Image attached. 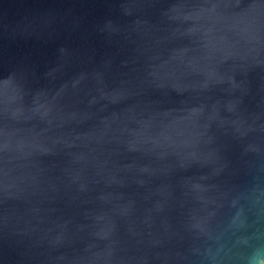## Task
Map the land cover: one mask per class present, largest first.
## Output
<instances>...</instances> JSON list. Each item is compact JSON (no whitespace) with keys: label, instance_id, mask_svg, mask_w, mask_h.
Listing matches in <instances>:
<instances>
[{"label":"water","instance_id":"water-1","mask_svg":"<svg viewBox=\"0 0 264 264\" xmlns=\"http://www.w3.org/2000/svg\"><path fill=\"white\" fill-rule=\"evenodd\" d=\"M0 264H264V0H0Z\"/></svg>","mask_w":264,"mask_h":264}]
</instances>
